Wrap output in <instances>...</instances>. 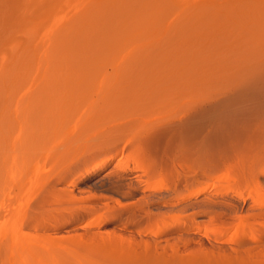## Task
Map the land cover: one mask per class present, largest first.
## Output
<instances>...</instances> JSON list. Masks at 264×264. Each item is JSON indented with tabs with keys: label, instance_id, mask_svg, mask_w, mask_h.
I'll use <instances>...</instances> for the list:
<instances>
[{
	"label": "bare ground",
	"instance_id": "obj_1",
	"mask_svg": "<svg viewBox=\"0 0 264 264\" xmlns=\"http://www.w3.org/2000/svg\"><path fill=\"white\" fill-rule=\"evenodd\" d=\"M23 25L28 31L21 36L17 32ZM260 37L264 39V0L0 3L1 200L28 178L36 161L48 158L53 163L68 151L72 132L86 139V130L101 127L107 119H148L160 105H171L170 97L188 93L183 88L186 80L217 74L218 64L223 85L232 76L244 77L242 84L236 80L240 85L264 83ZM227 75L231 77L223 78ZM141 122L132 133L150 130ZM245 159L238 166L251 169L249 157ZM16 208H9L14 214L7 210L8 219L0 222V264H103L102 254L135 257L120 252L119 243L117 248V243L100 247L74 239L71 244H79L75 249L80 247L81 253L72 247L58 253L54 238L22 236Z\"/></svg>",
	"mask_w": 264,
	"mask_h": 264
},
{
	"label": "rangeland",
	"instance_id": "obj_2",
	"mask_svg": "<svg viewBox=\"0 0 264 264\" xmlns=\"http://www.w3.org/2000/svg\"><path fill=\"white\" fill-rule=\"evenodd\" d=\"M216 71L186 80L188 93L155 106L146 121L107 119L86 130V139L78 136L81 141L72 132V147L59 150L61 158L39 159L18 189L4 193L0 222L18 206L22 236L54 238L58 253L76 250L74 239L100 247L117 243L135 256L102 254L103 264L264 262V83L240 85L244 77L227 75L231 81L223 85L219 64ZM140 122L150 130L132 133ZM248 157L252 168L244 171L239 166Z\"/></svg>",
	"mask_w": 264,
	"mask_h": 264
}]
</instances>
